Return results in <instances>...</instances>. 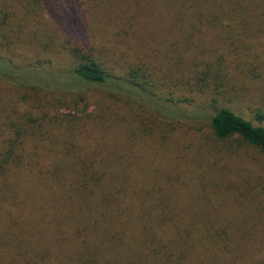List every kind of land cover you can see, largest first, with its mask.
Returning <instances> with one entry per match:
<instances>
[{
	"label": "trees",
	"instance_id": "trees-1",
	"mask_svg": "<svg viewBox=\"0 0 264 264\" xmlns=\"http://www.w3.org/2000/svg\"><path fill=\"white\" fill-rule=\"evenodd\" d=\"M159 1L129 0L115 16L207 20L229 40L237 26L221 25L220 19L264 17V0H162L167 8L156 7ZM110 6L108 0H0V76L10 68L6 57L14 46L25 44L30 20L95 17ZM57 48L70 58V71L44 69L24 79L31 83L27 96L36 112L0 110V125L12 116L8 126L14 129L0 138V264H264L263 230L255 226L251 233L239 220L242 209L235 211L237 218L229 216L226 203L206 192L184 200L178 177L167 178L142 154L136 141L148 130L135 127L129 114V100L136 102L132 93L160 101L162 112L157 105L149 110L168 122L184 116L162 101L174 103L171 97L153 89L149 67L139 60L119 73L101 52L104 47L89 37L59 35ZM91 87L110 99L90 111L106 115L99 138L80 122L79 114L89 108L81 104L82 94ZM64 107L71 113H62ZM207 121L217 139L240 138L264 152L263 125L226 107L216 108Z\"/></svg>",
	"mask_w": 264,
	"mask_h": 264
},
{
	"label": "rangeland",
	"instance_id": "rangeland-1",
	"mask_svg": "<svg viewBox=\"0 0 264 264\" xmlns=\"http://www.w3.org/2000/svg\"><path fill=\"white\" fill-rule=\"evenodd\" d=\"M108 2L113 7L95 17H56V20L39 17L40 23L30 20L23 34L25 44L14 46V53L6 57L11 64L4 76H0V110L16 108L17 115H24V111L32 109V97L27 96L32 95L31 83H25L24 79H33V71H70V58L57 48L59 35L69 39L71 36L95 39L119 73L131 62L140 60L155 79L153 89L175 102L162 101L184 114L168 122L167 118L149 110V106L153 110L151 105H157L162 112L160 101L131 92L136 102L129 97L135 104L129 100L132 108L129 114H134L135 127L140 124L148 130L143 141H136L143 146L142 154L150 155L167 178L178 177L181 198L189 200L199 192L211 193L226 203L223 210L229 216L236 217L235 211L242 209V216L238 218L241 223L251 233L255 226L261 227L260 236L264 238V152L240 138L217 139L207 121L216 108L226 107L264 126V17L220 19L221 25L237 26L229 40L225 37L226 31L211 27L212 23L204 19L117 17L120 10H126L123 7L129 0ZM156 7L167 8L162 0ZM239 25L250 29H239ZM34 94L38 96L41 90ZM82 96L81 104L87 103L89 108L79 114L80 122L91 128L90 135L99 138L105 133L102 123L106 122V115L90 111L97 109L98 104L104 108L110 102L109 96L95 87ZM71 111V108H62L64 114ZM11 118L4 119L7 122L0 125V138L8 137L14 130L8 126ZM49 144L59 147L53 142ZM219 181H223V188L217 186L221 184Z\"/></svg>",
	"mask_w": 264,
	"mask_h": 264
}]
</instances>
